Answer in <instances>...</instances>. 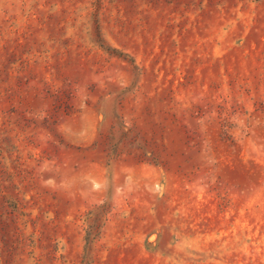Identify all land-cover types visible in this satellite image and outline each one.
<instances>
[{"label": "rangeland", "instance_id": "1", "mask_svg": "<svg viewBox=\"0 0 264 264\" xmlns=\"http://www.w3.org/2000/svg\"><path fill=\"white\" fill-rule=\"evenodd\" d=\"M0 264H264V0H0Z\"/></svg>", "mask_w": 264, "mask_h": 264}]
</instances>
